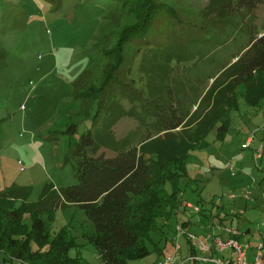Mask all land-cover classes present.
<instances>
[{
	"label": "rangeland",
	"instance_id": "1",
	"mask_svg": "<svg viewBox=\"0 0 264 264\" xmlns=\"http://www.w3.org/2000/svg\"><path fill=\"white\" fill-rule=\"evenodd\" d=\"M162 1L174 14H160L140 47L142 52L129 60L132 73L126 76L125 94L115 87L112 98L102 100L105 107L97 120L98 102L85 115L73 92L103 74L108 59L102 50L117 43L133 18L115 9L118 4L113 0H63L61 5L52 0H0V190L2 184L30 187L28 201L37 202L48 183L59 191L78 184L71 153L83 134L92 130L101 151L110 157L119 150L112 146L113 140L129 136L123 144L138 146L147 131L131 117L132 107L137 115L142 108L148 111L157 100L153 93L169 100L171 85L186 109L191 108L213 83L209 78L222 65L234 62L252 36L264 32V1L250 13L238 7V0ZM132 48L133 44L127 48L129 56ZM243 91L240 88L238 109L230 116L225 138L218 140L213 131L209 147L191 153L180 183L181 208L168 220L158 221L168 236L192 219L190 231L197 238L226 229L244 235L251 229V237L240 238L242 243L254 246L264 241V165L254 161L253 147H243L264 125V105H249ZM71 124L78 126L77 134L67 133ZM261 135L264 131L257 133L256 147ZM43 218L47 220L46 215ZM84 227L90 230L84 211L69 206L56 210L50 230L55 236L69 229L81 245L70 254L79 256L82 264H103L98 249L83 238ZM153 239L165 255L174 253L170 238L154 233ZM187 241L184 236L181 246ZM225 255L224 262L229 250ZM161 256L154 251L130 264H152ZM251 256L250 250V262ZM3 259L0 253V264Z\"/></svg>",
	"mask_w": 264,
	"mask_h": 264
},
{
	"label": "trees",
	"instance_id": "2",
	"mask_svg": "<svg viewBox=\"0 0 264 264\" xmlns=\"http://www.w3.org/2000/svg\"><path fill=\"white\" fill-rule=\"evenodd\" d=\"M52 1L61 5L63 0ZM113 1L118 4L115 9L131 16L134 23L121 31L111 49H101L108 59L103 74L73 92L75 99H81L85 115L98 102L97 120L105 107L102 100L111 99L115 87L125 94L126 76L132 73L129 60L142 52L140 47L160 14L163 11L174 14L172 7L162 0ZM263 1L238 0L237 4L250 13ZM132 44L129 56L127 48ZM244 47L233 57L234 62L222 65L209 78L213 83L193 101L191 108L186 109L171 85L167 87L169 100L153 93L157 100L148 111L142 108L143 112L137 115L132 107L131 117L141 121L140 130L147 131L138 146L123 144L129 136L113 140L112 146L119 150L110 157L101 151L92 130L83 134L71 153L76 161L78 184L59 191L48 183L37 202L28 201L30 187L14 185L0 191V253L26 264H82L79 256L70 254L81 245L69 229L64 228L55 236L50 230L56 210L72 206L84 211L90 230L84 227L83 238L98 249L103 264H130L154 251L164 256L153 234L159 233L173 242L158 221L168 220L181 208L184 193L180 183L191 153L207 149L213 131L218 140L225 138L230 116L238 109L240 88L243 87L242 94L249 105H264V32L252 36ZM124 115L127 112L121 113ZM147 117L151 121L146 123ZM67 133L77 134L78 126L71 124ZM45 215L47 220L43 218ZM187 242L195 254L191 241ZM149 244L154 245L153 249Z\"/></svg>",
	"mask_w": 264,
	"mask_h": 264
},
{
	"label": "built area",
	"instance_id": "3",
	"mask_svg": "<svg viewBox=\"0 0 264 264\" xmlns=\"http://www.w3.org/2000/svg\"><path fill=\"white\" fill-rule=\"evenodd\" d=\"M262 130L264 131V127H262ZM256 138V132L252 133L249 140L244 143V148H250L254 146V140ZM264 153V145L263 143L257 147L254 148V158L255 160H259L262 158ZM185 207L190 208L191 205L189 203L185 204ZM198 212V209H195ZM264 227V222H263ZM187 237L189 241H193L194 245L191 244L196 253L190 254L189 256L182 258L180 255V252L182 250L181 246V240L183 237ZM238 232L236 230L231 231V236L228 239H223L219 236H216L215 234H210L205 239L197 238L196 236L192 235V233L183 226H178L176 228L175 236L173 238V244H174V253L170 256H167L153 264H187L189 261L193 262H213L214 264H264V243H260L257 247V253L254 257V260L252 262L249 261L248 258V250L249 246L242 244L238 239ZM218 249L219 251H231V254L227 261L224 262L223 259L218 258H211L206 257L202 255V253H209L212 251L213 248ZM201 253V254H200ZM21 264L22 261L17 260Z\"/></svg>",
	"mask_w": 264,
	"mask_h": 264
},
{
	"label": "crops",
	"instance_id": "4",
	"mask_svg": "<svg viewBox=\"0 0 264 264\" xmlns=\"http://www.w3.org/2000/svg\"><path fill=\"white\" fill-rule=\"evenodd\" d=\"M261 123H263L264 124V114H263V119H262V122ZM262 124V125H263ZM264 126V125H263ZM258 132H262V130H261V127L258 129V131H256V137H257V133ZM254 133V132H253ZM252 135V134H251ZM261 137H262V142H261V144L263 143V145H264V136L263 135H261ZM249 138H250V136L247 138V140H246V142L249 140ZM255 140H256V138H255ZM255 140H254V146H253V148H257L256 147V145H255ZM245 142V143H246ZM260 144V145H261ZM259 145V146H260ZM258 146V145H257ZM258 146V147H259ZM255 159V158H254ZM254 161H256L258 164H259V162H261L263 165H264V153H263V156H262V158L261 159H259V160H254ZM2 187H6V186H4V184H2ZM4 188H1V190L0 191H2ZM264 222V221H263ZM263 222H262V224H263ZM186 224H187V229L190 231V228L192 229V227H193V220L192 219H190V220H188V221H186L185 222ZM261 224V225H262ZM262 227H263V225H262ZM263 229H264V227H263ZM191 232V231H190ZM252 232H251V229H249V230H247L246 231V234H244V235H242L241 233L239 234L238 233V236H239V239H238V237H237V239L240 241V238H249V237H251V234ZM210 234H212V233H209V232H207V234H206V236H208V235H210ZM216 236H219V237H221V238H223V239H228V238H230V236H231V231L230 230H228V229H226V230H221V231H219V232H216V233H214ZM174 236H175V233L172 235V237L174 238ZM205 236V237H206ZM207 238V237H206ZM205 239V238H204ZM241 242V241H240ZM242 243V242H241ZM260 243H264V241H262V242H260ZM260 243H256V245L254 244V246H251V245H249L248 244V246L250 247L249 248V250H248V258H249V252H250V250H251V252H252V256L251 257H255V255H256V253H257V247H258V245L260 244ZM186 245H185V247H183L182 248V253H185L184 255L187 257V256H189L190 254H192L191 253V251H190V249H191V246H190V244L188 243V242H186L185 243ZM242 244H244V243H242ZM244 245H246V244H244ZM184 251V252H183ZM224 252L225 251H223V252H221V251H219L218 249H216L215 247L212 249V251L211 252H209V253H202V255H204V256H206V257H211V258H218V259H221L220 257L222 256V259L224 260V257H228V256H224ZM230 252V254H231V251H229ZM182 253H181V255H182ZM195 253H196V251H195ZM201 254V253H200ZM167 256H170V255H164V256H161L160 258H158L155 262H157V261H159V260H161V259H163V258H165V257H167ZM230 256V255H229ZM3 262H4V264H21L20 262H18L17 260H9V259H7V257H6V255L4 254V259H3ZM155 262H153V263H155ZM152 263V264H153ZM195 264H214L213 262H204V263H199V262H195Z\"/></svg>",
	"mask_w": 264,
	"mask_h": 264
}]
</instances>
